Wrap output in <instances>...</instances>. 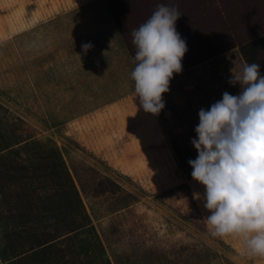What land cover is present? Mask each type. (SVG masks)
<instances>
[{
    "label": "rangeland",
    "instance_id": "1",
    "mask_svg": "<svg viewBox=\"0 0 264 264\" xmlns=\"http://www.w3.org/2000/svg\"><path fill=\"white\" fill-rule=\"evenodd\" d=\"M230 1L24 0L34 23L2 21L0 264H264L210 234L188 163L199 110L240 91L239 46L261 38L264 63V0ZM160 4L178 8L188 50L154 115L131 33Z\"/></svg>",
    "mask_w": 264,
    "mask_h": 264
},
{
    "label": "clouds",
    "instance_id": "2",
    "mask_svg": "<svg viewBox=\"0 0 264 264\" xmlns=\"http://www.w3.org/2000/svg\"><path fill=\"white\" fill-rule=\"evenodd\" d=\"M177 7L157 6L150 17L132 30L136 47L131 72L134 91L147 113L159 115L165 107L174 74L182 72L186 40L176 28ZM91 43L82 45L84 52ZM233 73V72H232ZM240 91L198 112L197 150L188 163L191 176L204 186L203 207L213 237L234 236L249 256L264 257V74L260 64H245L229 78ZM199 197V194H196Z\"/></svg>",
    "mask_w": 264,
    "mask_h": 264
},
{
    "label": "crops",
    "instance_id": "3",
    "mask_svg": "<svg viewBox=\"0 0 264 264\" xmlns=\"http://www.w3.org/2000/svg\"><path fill=\"white\" fill-rule=\"evenodd\" d=\"M14 0H9L6 2L4 0L1 1L3 3H0V9H9L12 10L9 15H5L2 19L4 24L7 27V30L9 32L21 30V28H26V23L30 22L29 24H32L34 22H31L35 18H38V14L36 10L29 11L30 9L28 8L29 6L24 3V0H21V3L19 5V9L15 10L12 9V5L16 3L17 1L13 2ZM52 5V4H51ZM56 7V6H55ZM28 13L27 17L30 19L29 21L25 22L23 21V17H25V14ZM32 19V20H31ZM12 29V30H11Z\"/></svg>",
    "mask_w": 264,
    "mask_h": 264
},
{
    "label": "trees",
    "instance_id": "4",
    "mask_svg": "<svg viewBox=\"0 0 264 264\" xmlns=\"http://www.w3.org/2000/svg\"><path fill=\"white\" fill-rule=\"evenodd\" d=\"M228 1L231 3L230 0ZM3 26L4 24L0 17V34H1V29H3ZM262 43H263L262 39L258 38L256 40H252L244 45L239 46L240 53L242 57L244 58V62L246 64H250V63L260 64L259 59H258V54H259V48L262 45ZM260 71H261V74H264V63L260 64Z\"/></svg>",
    "mask_w": 264,
    "mask_h": 264
}]
</instances>
